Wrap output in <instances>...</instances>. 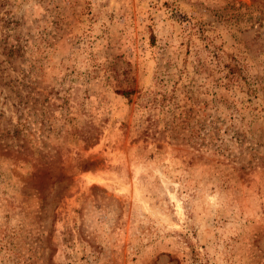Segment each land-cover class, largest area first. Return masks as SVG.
<instances>
[{
  "label": "rangeland",
  "instance_id": "1",
  "mask_svg": "<svg viewBox=\"0 0 264 264\" xmlns=\"http://www.w3.org/2000/svg\"><path fill=\"white\" fill-rule=\"evenodd\" d=\"M0 264H264V0H0Z\"/></svg>",
  "mask_w": 264,
  "mask_h": 264
},
{
  "label": "trees",
  "instance_id": "2",
  "mask_svg": "<svg viewBox=\"0 0 264 264\" xmlns=\"http://www.w3.org/2000/svg\"><path fill=\"white\" fill-rule=\"evenodd\" d=\"M231 73V72H230ZM138 91L130 88L126 90H116L115 94L124 98L128 104H131V96ZM139 93V92H138ZM146 100L138 104V109L141 112V118L137 124L138 135L141 137H148L150 134L154 136L163 137H175L179 132H183V135H179V141L192 147H204L209 145L208 139L211 138L209 129H206V125L200 121V119L193 117L192 112L189 110L181 109L178 106L174 107V103L171 102V98L167 94L160 92H150ZM158 96V97H157ZM22 104H17V109H20ZM73 118L69 119V122ZM213 124L212 122L207 123L209 127ZM28 127L21 117L18 118L16 124V130L13 137L19 132L27 131ZM121 127H126L125 124H121ZM75 128V129H74ZM30 129V128H29ZM91 130H95L91 128ZM216 137L214 138L215 143L213 147L216 153L227 152L231 150V146H228L226 138H223L219 134V130L216 128ZM188 133V134H187ZM87 134V135H86ZM91 132L82 131L78 126H73L71 131L67 133L68 138L72 140L84 139L87 140L92 137ZM230 142L239 147L245 143V136L233 132L230 138Z\"/></svg>",
  "mask_w": 264,
  "mask_h": 264
}]
</instances>
